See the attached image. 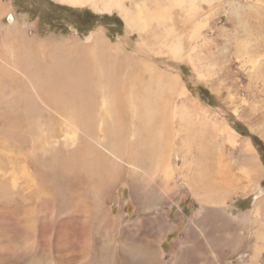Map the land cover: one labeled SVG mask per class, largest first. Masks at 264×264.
<instances>
[{
  "label": "rangeland",
  "instance_id": "374dc122",
  "mask_svg": "<svg viewBox=\"0 0 264 264\" xmlns=\"http://www.w3.org/2000/svg\"><path fill=\"white\" fill-rule=\"evenodd\" d=\"M168 1L147 0L167 15L160 32L152 21L144 44L116 9L0 0V264H264V0ZM99 34L128 56L113 67L118 85L128 80L135 96L148 94L141 84L154 87L155 108L168 103L159 140L134 137L137 119L112 110L115 120L130 119L124 154L135 159L104 171L88 164L97 156L89 140L101 133L102 100L90 109L95 125L74 134L73 117L42 98L29 64L6 57L21 48L15 35H24L31 51L40 50L39 70L55 46L73 55ZM218 169L225 180L212 183Z\"/></svg>",
  "mask_w": 264,
  "mask_h": 264
},
{
  "label": "bare ground",
  "instance_id": "6f19581e",
  "mask_svg": "<svg viewBox=\"0 0 264 264\" xmlns=\"http://www.w3.org/2000/svg\"><path fill=\"white\" fill-rule=\"evenodd\" d=\"M59 1L65 2V3L69 4L70 6H80L81 5V7H82L83 5L88 4V5L92 6L93 8L97 9V11H111L113 9H116L119 12L120 16L122 17L125 25L130 30L136 32L141 37L144 44L149 43L148 42L149 41L148 35L152 33V30L150 29L153 26V24H151L152 21H154V23H155V28L153 30H158L160 32L162 29H164V20H165L166 15H167L165 9L161 8V6L158 5L157 3L154 4L155 6L154 7L152 6V8L150 6H147V0H137V1L129 0L130 5H128L126 3V0H59ZM180 2H182V1L181 0H171V2L168 1V3H170V4L180 3ZM182 4H183V2H182ZM12 18L13 17L11 16L10 19L13 20ZM11 20H9V21H11ZM199 27H201V26L199 25ZM195 30H197V29H195ZM169 31L171 33V30H169ZM147 33H149V34H147ZM163 33H165V32H163ZM144 36H146V37L144 38ZM168 36H169V34H168ZM16 38H19L21 40V45H20L21 48L18 47L19 48L18 50H15V51L12 50L9 53H7L6 57H8V58L10 57V59H7V60H10L12 64H14V62H17L18 64H21V66H26L25 64H29V67H30L29 71L30 72L28 74L31 76V78L36 80L38 82V84L42 85V87L40 86L41 88L39 87L41 90L40 92H42V94H41L43 96L42 98H46L47 100H49L50 103L53 104L51 107H55L58 111H60V112H58V114H61V115L66 116V117H73L67 123H68V125L71 124V126L74 127L72 129L74 131V134L82 129L81 126L84 127V126L92 125L95 123V119L93 116L94 115L98 116V114L97 113L95 114V112H93V111L91 112L90 109L92 108V106L96 107V104L93 105V103H95V101L97 99L100 98L102 100L101 104H102L104 114L99 113V117H100V126H99L100 130L99 131L101 133H100L99 137L98 136H96V137L91 136L90 140H89V141H91V147H90L91 150L90 151L97 154V156L95 155V158H93V160L87 156V158L90 159V161H88V164H90L91 169L95 170L97 168L98 170L103 169V171H104L105 170L104 168H106L107 165H109V163H111V162H112V164H116L117 162H128V163L134 164L133 163L134 161L132 159H135V158H132V156H129V158H127L126 155L124 154V152L126 150L125 148H126L127 142H126V139L124 138L125 136L123 134V132H124L123 126H126V122H128V124H130L131 123L130 119L121 118L119 121L115 120L114 116H117V114H116V111L112 112V110L114 108L117 109L119 107V109H122L124 111L123 112L124 117H125L126 112H127V113H129V115L131 114L137 119L138 125H136V128L133 131V132H135L133 134L134 137L142 138V140H144V139L147 140V138H149V137H152L156 140H159L161 138V135L163 132V131H161V125L165 122V116L168 115L167 114V111H168L167 106L168 105H166L168 103L165 101H162L159 104L158 108H155L156 106H155L154 100L152 98L148 97L151 94V92L155 95L156 89L154 87L152 88V87L148 86L149 87L148 88L144 84L143 85L145 87L142 86V84H141V88H145V90L147 91L148 94L141 93V95L135 96V95H131V93L134 92V89L132 88V86H133L132 84H131L130 91L127 89V86L129 84H126V82L128 80L127 81L124 80L122 82V86H119L120 84L118 85L117 80H116V78L118 76L116 77V73L113 70L114 69L113 67L116 66L115 64H126V61L128 60L127 59L128 56L126 54H124L122 51V46H119L118 44L110 45L111 42L108 39H106L105 36L100 35V34L96 35V37L94 39L95 41L93 40L95 42L94 46L82 47V48L75 46V49H74L75 54H73V55L66 54L65 52L60 51L61 48H60V50H58L55 46L49 52V55L47 58L49 60V64H46L45 66H42V67L38 68L39 70H37V69H35V67L37 66V64H41V60L36 59V56L40 50L31 51V49L28 48L31 40L24 37V35H21V36L15 35V39ZM72 48H73V46H72ZM172 50L175 52L177 49H175V50L172 49ZM32 52H34V53H32ZM176 56H178V55H176ZM131 59H132V57H131ZM131 59L129 60V62L131 61ZM122 60L123 61L126 60V61L122 62ZM46 61L47 60H45V62ZM83 64H91V65L94 64V66L91 67L92 71L89 72L90 67L85 68V66ZM101 64H103V65H101ZM79 65H81L80 66L81 68L78 67ZM137 65L130 66L129 69L130 70L131 69L136 70ZM139 65L144 66V70L148 66H149V68H151L150 64L148 65V63L147 64H139ZM32 68H34L35 71H31ZM117 70H118V67H117ZM128 74L130 77L131 76L130 72L127 73V75ZM83 75H86L87 78L88 77L90 78L91 77L90 75H94L95 79L92 78L93 82L88 84L87 83L88 81H86V79ZM103 76L111 77V80L108 78L106 81H103L101 83V85L99 86V83L96 81H99V79H101V77H103ZM27 78H29V77H27ZM133 81H134V79H133ZM174 81H175V78H174ZM87 84H88V87L90 86V88L87 87ZM174 84L172 82L171 86H170V84H166V86H170V88L168 87L169 90L174 91V90H177V88ZM177 84H178V82H177ZM113 86H115L114 89H113ZM184 88L181 86L180 90L182 92H184V90H185ZM36 91H38V90H36ZM40 92L38 91V93H37L38 95H36V96H39ZM98 92H101V93H98ZM177 92H178V90H177ZM178 94H180V93H178ZM84 95H86V96H84ZM96 95H100V96L94 98V96H96ZM109 95H111L112 97ZM38 98H41V97H38ZM45 105H46V103H45ZM110 107H111V109H110ZM122 107H124V108H122ZM72 109H73V111H70ZM105 109L107 111H104ZM121 113H122V111H121ZM176 113L177 112L172 110L170 118L174 117ZM60 117H62V116H60ZM170 121L173 122L172 119ZM72 122H74V125L72 124ZM170 124L172 125V123H170ZM134 127L135 126H133V129H134ZM68 131H69V129H68ZM81 131L83 132V130H81ZM164 132L167 133L166 131H164ZM230 133H231L230 139L233 140L236 135L231 129H230ZM75 137L81 139L83 136L78 133V135H75ZM95 139L97 140V143L99 144L98 145L99 148L95 146V142H94ZM184 139L186 141H188L190 139V136L185 137ZM73 140L72 141L70 140L71 143L73 142ZM150 140H152V139H150ZM181 140L184 141L183 139H181ZM128 141H130V140H128ZM168 141L170 142V140H168ZM85 142H87V141H85ZM74 143H76V141ZM74 143H72V144H74ZM163 143H165V142H163ZM59 144H60V142H59ZM62 144L63 143H61V145ZM80 144L81 143H78L77 145H75L73 150L74 151H77L78 149L81 150L82 148L81 149L79 148ZM66 145L64 147H66ZM132 145H133V143H132ZM171 145H172V143H171ZM86 146H88V145H86ZM163 146H165V144ZM128 147H130V146H128ZM100 148H102V149H100ZM147 148L152 150L153 144L147 145ZM168 148H170V146H167V149ZM86 150H87V148H86ZM82 151H80V152H82ZM68 152L69 151H67V153ZM138 152H139V150H138ZM167 152L165 151L166 155H167ZM71 153H73V151ZM64 154H65V152H64ZM82 154H83V152H82ZM86 154H87V152H86ZM165 154L163 153L164 158H165ZM187 154H188V152L182 154L181 158L184 160L186 158ZM138 155H140V154H138ZM76 157L77 156H75L74 158H76ZM66 158L68 159V157H66ZM168 159H169V156L167 158V161H168ZM182 159H180V160H182ZM85 160H88V159H85ZM78 161L80 162V160H78ZM78 161H77V163L79 164ZM167 161H166V163H167ZM85 162H87V161H85ZM85 162H83V163L85 166H87L88 164L86 165ZM164 162H165V160H164ZM169 163H170V161H169ZM167 166L168 165L166 164L165 168H163L165 170L164 172H166ZM180 167H181V165H180ZM87 169H86V171H87ZM181 169H182V167H181ZM181 169L178 168L179 171ZM173 170L175 171V169H173ZM96 171H93V172H96ZM153 171H155V170H153ZM217 173H218V175H216V179L215 180L212 179L211 182L216 183V181L218 180L217 182L220 181L219 183H223L225 180V176L222 174H219V169L216 171V174ZM247 173H248V171H247ZM183 175L184 174H182V177H183ZM220 175H221V180H219ZM231 176H232V174H231ZM184 179H183V181H184ZM27 182L29 183V181H27ZM211 185H213V184H211ZM192 187H193V185H192ZM229 189H231V188H229ZM147 253H151V251H147Z\"/></svg>",
  "mask_w": 264,
  "mask_h": 264
},
{
  "label": "water",
  "instance_id": "95a60500",
  "mask_svg": "<svg viewBox=\"0 0 264 264\" xmlns=\"http://www.w3.org/2000/svg\"><path fill=\"white\" fill-rule=\"evenodd\" d=\"M10 17V16H9Z\"/></svg>",
  "mask_w": 264,
  "mask_h": 264
}]
</instances>
